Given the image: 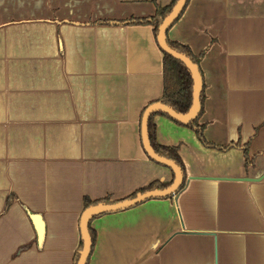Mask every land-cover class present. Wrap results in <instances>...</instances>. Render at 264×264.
<instances>
[{"label": "crops", "instance_id": "1", "mask_svg": "<svg viewBox=\"0 0 264 264\" xmlns=\"http://www.w3.org/2000/svg\"><path fill=\"white\" fill-rule=\"evenodd\" d=\"M172 2L0 0V264H75L85 197L173 180L141 137L164 52L154 25L121 22ZM169 38L201 57L206 139L235 145L157 114L186 184L94 218L88 264H264V0H190Z\"/></svg>", "mask_w": 264, "mask_h": 264}, {"label": "water", "instance_id": "2", "mask_svg": "<svg viewBox=\"0 0 264 264\" xmlns=\"http://www.w3.org/2000/svg\"><path fill=\"white\" fill-rule=\"evenodd\" d=\"M188 1L189 0H177L172 11L165 17L159 27L157 42L161 47L162 51L181 60L190 69L194 80L192 106L188 112L181 113L166 103L156 101L146 107L141 119V137L145 152L153 161L159 164L166 165V167L170 168L173 171V182L170 186L163 189L156 188L147 190L145 192L138 193L134 197H127L109 203L100 202L84 209L80 220L83 248L80 251V257L77 264H87L88 259L91 256L92 236L90 233L89 225L94 219V217L100 214L125 210L134 207L151 198H164L173 196L178 193L184 182V173L182 168L175 161L165 156H162L155 151L149 136V122L150 118L158 112L167 113L173 119L178 120L182 123H188L191 120L199 117L202 113L201 94L204 89V79L200 71L199 65L194 62L191 57H189L187 54L173 48L167 41L169 30L176 23L179 17L183 14ZM31 216L35 220L39 244L42 245L45 238V223L40 214L36 213L32 214Z\"/></svg>", "mask_w": 264, "mask_h": 264}, {"label": "trees", "instance_id": "3", "mask_svg": "<svg viewBox=\"0 0 264 264\" xmlns=\"http://www.w3.org/2000/svg\"><path fill=\"white\" fill-rule=\"evenodd\" d=\"M189 1H188V3H189ZM176 2H177V0H173L172 4H170L169 6H162V5L158 4L156 13L150 17L131 18V19L121 21V22H124L126 24H152V25H154V30H155L156 39H157V36L159 33V27H160L161 23L163 22L165 17L172 11ZM188 3H187V5H188ZM186 7H185V9H186ZM167 41L173 48H175V49L187 54L189 57H191V59L199 65L200 71L202 73V70L200 67V60H201L200 56L199 57L195 56L193 54V52L189 49V47H187L186 45H183L181 43H178L176 41L171 40L169 38V32H168ZM193 86H194V80H193L190 69L181 60H179V59L169 55L168 53L164 52V94L157 101H161L163 103H166V104L172 106L178 112L186 113L189 111V109L191 108L192 103H193ZM204 97H205V95H204V89H203L202 94H201L202 109H203ZM154 102H156V101H154ZM145 109H144V111H145ZM144 111L142 112L141 119H142ZM157 114H162V115H165V116L172 118L169 114L163 113V112H158L150 118L149 136H150L151 143H152V145H153V147L157 153L175 161L182 168L183 173H184V182L181 186V189H183L185 184H186V180H187V173H186L184 162H183V160H182V158L178 152L177 147L165 146V145H162L158 142L156 125L153 122L154 117ZM200 117H201V115L199 117H197L196 119L191 120L188 123H182L178 120H175L173 118L172 119L175 120L179 124H183V125H186L192 129H194L195 132L197 133L199 139L201 140V142H203V144L208 146V147H214V148H217L220 150H228L229 148H231L235 145L234 143H231L228 145H217L215 143L209 142L205 137V125L200 123ZM161 165H163V164H161ZM164 166H166V165H164ZM173 175H174V173H173ZM172 182H173V180H171L169 182H163V181H159V180L154 181L149 186H146V187H143V188L137 190L136 192H134L129 197H134L138 193L145 192V191L151 190V189L166 188V187L170 186L172 184ZM169 197H172V196H169ZM164 198H168V197H164ZM113 201H116V200L111 199V197H105V198H101V199H97V200H92L89 197H85V209L91 205L98 204L100 202L109 203V202H113ZM100 215H102V214H100ZM100 215H97L96 217H98ZM96 217H94V218H96ZM91 223H92V221H91ZM91 223L89 225V229H90V233L92 236V250H93L94 246H95L96 239H97V234H96V231L94 230V228L92 227ZM82 248H83V240H81L80 247L77 251L75 264L78 263V260L80 257V251ZM88 262H89V259H88ZM88 262H87V264H88Z\"/></svg>", "mask_w": 264, "mask_h": 264}]
</instances>
